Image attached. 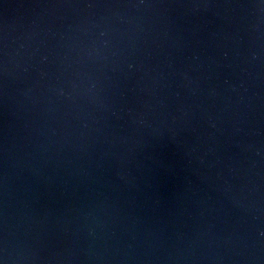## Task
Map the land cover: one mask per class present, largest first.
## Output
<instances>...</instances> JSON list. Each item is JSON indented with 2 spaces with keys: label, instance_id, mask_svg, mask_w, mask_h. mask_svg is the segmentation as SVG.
Instances as JSON below:
<instances>
[{
  "label": "water",
  "instance_id": "1",
  "mask_svg": "<svg viewBox=\"0 0 264 264\" xmlns=\"http://www.w3.org/2000/svg\"><path fill=\"white\" fill-rule=\"evenodd\" d=\"M0 264H264V0H0Z\"/></svg>",
  "mask_w": 264,
  "mask_h": 264
}]
</instances>
